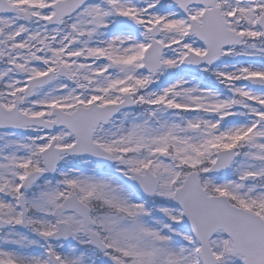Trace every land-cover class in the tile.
I'll use <instances>...</instances> for the list:
<instances>
[{
  "label": "snow or ice",
  "instance_id": "obj_1",
  "mask_svg": "<svg viewBox=\"0 0 264 264\" xmlns=\"http://www.w3.org/2000/svg\"><path fill=\"white\" fill-rule=\"evenodd\" d=\"M0 264H264V0H0Z\"/></svg>",
  "mask_w": 264,
  "mask_h": 264
}]
</instances>
